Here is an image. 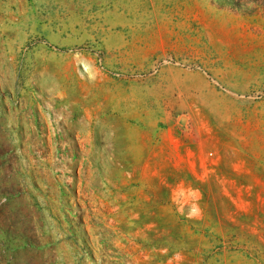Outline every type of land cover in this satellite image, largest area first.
<instances>
[{
    "label": "rangeland",
    "instance_id": "obj_1",
    "mask_svg": "<svg viewBox=\"0 0 264 264\" xmlns=\"http://www.w3.org/2000/svg\"><path fill=\"white\" fill-rule=\"evenodd\" d=\"M0 264H264V0H0Z\"/></svg>",
    "mask_w": 264,
    "mask_h": 264
}]
</instances>
